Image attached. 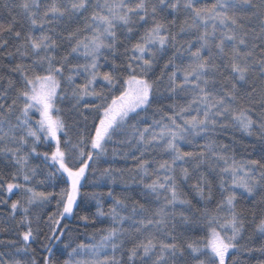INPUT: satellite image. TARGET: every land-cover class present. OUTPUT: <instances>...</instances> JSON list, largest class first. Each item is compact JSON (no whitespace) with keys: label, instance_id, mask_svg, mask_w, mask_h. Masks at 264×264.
<instances>
[{"label":"snow or ice","instance_id":"obj_1","mask_svg":"<svg viewBox=\"0 0 264 264\" xmlns=\"http://www.w3.org/2000/svg\"><path fill=\"white\" fill-rule=\"evenodd\" d=\"M0 264H264V0H0Z\"/></svg>","mask_w":264,"mask_h":264},{"label":"trees","instance_id":"obj_2","mask_svg":"<svg viewBox=\"0 0 264 264\" xmlns=\"http://www.w3.org/2000/svg\"><path fill=\"white\" fill-rule=\"evenodd\" d=\"M6 15V14H5ZM89 231H91V230H89Z\"/></svg>","mask_w":264,"mask_h":264}]
</instances>
